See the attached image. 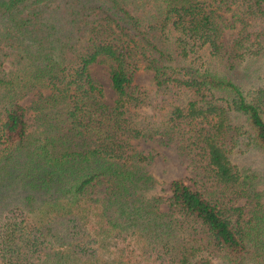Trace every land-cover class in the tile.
Instances as JSON below:
<instances>
[{"label": "trees", "instance_id": "obj_1", "mask_svg": "<svg viewBox=\"0 0 264 264\" xmlns=\"http://www.w3.org/2000/svg\"><path fill=\"white\" fill-rule=\"evenodd\" d=\"M235 67L264 69V0H0V264H264V170L229 158L239 134L264 158V70L244 90ZM131 138L193 185L151 193Z\"/></svg>", "mask_w": 264, "mask_h": 264}, {"label": "rangeland", "instance_id": "obj_2", "mask_svg": "<svg viewBox=\"0 0 264 264\" xmlns=\"http://www.w3.org/2000/svg\"><path fill=\"white\" fill-rule=\"evenodd\" d=\"M223 15L230 17V11H225ZM264 70L262 67L257 71V76L244 77L242 69L235 67L232 71L239 78L242 79L241 86L244 90H249L255 88L258 80L262 79ZM89 71L92 77L98 81L103 90V99L106 102H111L114 94L112 89L109 86V79L107 75V68L102 62H93L89 64ZM151 71L144 69L142 66L137 69L135 72V81L139 82L143 85H149L151 83ZM30 94L25 95L20 98V102L26 106L25 117L27 120V130L31 131V128L34 127L32 123V110L28 107L30 103ZM143 110L149 111L148 106H143ZM230 121L235 124H239L241 120L230 115ZM235 134V133H234ZM235 142L231 145L229 149V158L230 161L239 169L247 168L253 169L257 172H262L264 170V158L262 154L256 150L254 147L247 145L246 137L242 134L234 135ZM130 141L135 145V147L141 150L144 153L153 154V164L151 166V170L156 175L157 183L156 186L150 190L151 193L160 194L163 198H166L169 195V190L167 187V182L169 179L179 176L182 177L184 182L187 184L193 185L190 179L191 176V165L188 162V159L180 155L175 149L174 146H163L153 139H130ZM2 193H0L1 195ZM7 197V195L5 194ZM6 200V198H5ZM160 209H166V201L163 200L159 204ZM128 240H116L115 245L112 246H124L125 248H130L131 244L127 242ZM111 249V246L109 247ZM137 264H156L150 261H138Z\"/></svg>", "mask_w": 264, "mask_h": 264}]
</instances>
